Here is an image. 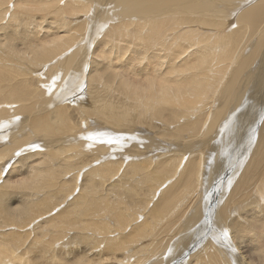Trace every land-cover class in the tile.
I'll use <instances>...</instances> for the list:
<instances>
[{"label":"bare ground","instance_id":"1","mask_svg":"<svg viewBox=\"0 0 264 264\" xmlns=\"http://www.w3.org/2000/svg\"><path fill=\"white\" fill-rule=\"evenodd\" d=\"M94 40L109 59H90ZM257 55L264 0H0V116H17L0 126V264H264ZM141 118L170 128L162 146L104 128ZM231 122L220 147L181 142ZM116 140L124 154L92 155ZM3 144L35 150L34 161L10 166L15 149ZM235 144L236 166L221 158Z\"/></svg>","mask_w":264,"mask_h":264},{"label":"rangeland","instance_id":"2","mask_svg":"<svg viewBox=\"0 0 264 264\" xmlns=\"http://www.w3.org/2000/svg\"><path fill=\"white\" fill-rule=\"evenodd\" d=\"M8 15V14H7ZM6 15V16H7ZM100 40V39H99ZM257 40V38L256 37H253L252 39H251V41H253V42H255ZM96 42H98L99 43V41L98 40H94V42H93V44H90V47H89V57H90V59L92 60V57H93V55H92V53L95 51L97 54H99V57L95 54V56L97 57V59L98 60H100V61H102V59H103V61H106V59H109V57H104V56H107V55H101L100 56V53H98V45H96L95 43ZM96 49V50H95ZM111 54V53H110ZM120 54V53H119ZM125 56L123 57V60L121 59L120 61H118V62H116V63H119V64H117V65H119V66H123V65H125V63H126V61L128 60V58H129V56H128V54H124ZM112 56H113V54H112ZM257 57L259 58V60H260V62H264V60H263V58L260 56V55H257ZM106 58V59H105ZM113 58V57H112ZM126 59V61H125V59ZM247 58H248V60L250 61V59H252L251 58V53H249L248 55H247ZM95 61V60H94ZM97 62H99V61H97ZM121 63V64H120ZM124 63V64H123ZM118 66V67H119ZM120 68H123V67H120ZM256 68H259V66H257ZM54 69H56V68H54ZM54 69H52V71L54 72L55 70ZM89 70V69H88ZM51 71V73H53ZM50 75V74H49ZM66 77V76H65ZM63 79L64 78H60V82L61 83H56V84H59V85H53V86H49V83H50V81H48L47 83H44L43 84V86H42V90H44V93L42 94V95H47V94H49V93H51L52 92V94L54 95V94H56L58 91H60V89L62 88V81H63ZM48 84V85H47ZM45 85H47V86H45ZM45 86V87H44ZM57 87V88H56ZM56 89H57V91H56ZM41 90V91H42ZM87 93L88 92V90L86 91V88H84V90H83V93ZM224 96H225V94H224ZM43 100H45V99H43ZM125 100H127V99H125ZM89 104V103H88ZM90 105V104H89ZM1 107V106H0ZM4 107H5V105H4ZM102 113H103V115H108L107 113H105V112H101V113H99V114H101L102 115ZM99 114H97L98 115V117H97V115L95 116V118L96 119H98V121L99 122H101V120L103 121V120H105V119H103V115L101 116V115H99ZM241 114H242V112H240V114L239 115H237L236 116V119H240L241 117H244V116H241ZM102 118H101V117ZM109 116V115H108ZM17 117V116H16ZM15 116H14V118H16ZM232 117V113H231V115H228V116H225L224 114L220 117V119H221V121H220V119H219V123H221L222 124V126H223V124H225L228 120H230V118ZM10 118V119H9ZM5 117L4 118V116H0V126L1 125H3V126H6V125H4L5 124V122L6 121H9V120H11V119H14L13 118V116H12V118L11 117ZM3 119H5V121L3 120ZM7 119V120H6ZM147 119V118H146ZM146 119H143V118H141V119H139L138 120V124L141 122V124H137V122H135V121H133L132 123H126V125H125V123L121 126H112V128H110L111 126L109 125V124H107V125H109L108 127L110 128H108L107 127V125L104 127V128H107L112 134H116V135H119V134H121L122 132H125V131H133V134H134V132H136V131H139L138 132V134H142L143 136H145L143 139H141L140 138V140L142 141H144V142H146L148 145H146L145 146V148H143L145 151L146 150H148V151H152V150H154L155 148H157L158 146H162L163 145V143L162 142H165V140H166V137L164 136V134H166V133H169V127H167V128H164V126H166V125H163L161 122L162 121H160L159 119H157V118H155V119H150L149 121L151 122V124H149V123H146L145 121H143V120H146ZM186 119V120H185ZM1 120H3V121H1ZM54 120V119H53ZM52 120V121H53ZM148 120V119H147ZM182 120H184L185 122H180V123H178V122H173V124H175V125H172V124H170V127L172 128L173 126H176V127H181L182 125H184V124H186V122L189 120V119H187V118H183ZM245 119H243V121H244ZM144 123H143V122ZM158 121V122H157ZM104 123H105V121H103ZM51 123H53L52 125H55L54 124V122H51ZM56 123V122H55ZM134 123V124H133ZM234 123L235 122H231L229 125H227L228 127L227 128H225L223 131H222V126H221V124H219V126L218 127H216L215 129L213 128L211 131H208L207 129H203V131L202 130H200V129H198V130H200L195 136H194V138L193 139H191V140H181V139H179V140H181V142L183 143V144H185V146L187 147V148H189L191 145H194L196 142H197V147L196 146H194L195 148L193 149V150H190L189 149V151H203L202 153H204L209 147H210V145L213 143V145H214V147L215 146H217V147H220V145H221V143H222V136L223 135H225V133L226 132H228V131H230V128L234 125ZM102 126H104L102 123H100ZM128 124V125H127ZM148 124V125H147ZM155 124H157V125H155ZM178 124V125H177ZM232 124V125H231ZM127 127V129H126V127ZM162 126V127H161ZM220 126H221V128H220ZM122 127V128H121ZM123 127H125L124 129H123ZM140 127V128H139ZM175 127V128H176ZM57 128L58 127H48V129H52V130H57ZM117 128H119V129H121V131L119 130V129H117ZM135 128V129H134ZM137 128H139V129H137ZM169 128V129H168ZM174 128V129H175ZM5 129V128H4ZM162 129V130H161ZM167 129V130H166ZM219 129V130H218ZM2 130V129H1ZM59 130V129H58ZM86 130V129H85ZM160 130V131H159ZM112 131H114V133L112 132ZM158 132V134L156 135V133ZM217 131V132H216ZM7 132H9V131H7ZM6 132V133H7ZM115 132H117V133H115ZM223 134H222V133ZM1 133V132H0ZM45 133V132H44ZM150 133V134H149ZM155 133V134H154ZM215 133L217 134L216 135V137L217 136H219V134L221 133V135L218 137V138H216L215 137ZM46 134V136L48 135L47 133H45ZM153 134V135H152ZM208 134V135H207ZM151 135V137L152 138H150V137H147V136H150ZM163 135V136H162ZM133 136V135H132ZM114 137H116V136H114ZM195 137H197V138H195ZM201 137H203V138H201ZM200 138V139H199ZM213 138V139H212ZM216 138V139H215ZM202 139V140H201ZM150 140V141H149ZM152 140V141H151ZM155 140V141H154ZM218 140H219V142H218ZM32 141H36V138H34ZM43 140H41L40 142H42ZM97 141V140H96ZM142 141V142H143ZM148 141V142H147ZM116 142L117 143H119V148L120 147H122V146H120V144H121V141H119V140H116ZM116 142H111V146H114L115 145V143ZM172 141L171 140H169V143L170 144H172L171 143ZM195 142V143H194ZM33 142H28L27 144H32ZM201 143H203V144H201ZM27 144H25V145H27ZM24 145V146H25ZM103 145V142H102V144H101V146ZM156 145V146H155ZM231 145H232V143H231ZM12 147V148H14L15 149V151H14V155H15V157H16V155H17V157L15 158V157H13L12 156V160H11V163L9 164L10 166H13V163L14 162H16V161H18V160H20V157H22V159L21 160H24L25 159V161H26V163L25 162H23L22 163V167L21 168H24V170H25V168H26V166H28L29 164H31V162H33L34 161V159L32 160L31 158H30V156H29V153H31V152H34L35 150H28V151H25V148H23V146H21V147H16V146H14L13 144L11 145V144H7V145H1V147ZM14 146V147H13ZM39 147H41V148H39V150H49V148H45L42 144L41 145H39ZM130 147V146H129ZM231 147H233L232 148V151H231V154H228V155H230L229 157H228V155H221V158L223 159H229V158H231V160L232 161H234V159H235V161H234V166H236V163H237V161H238V159H239V154H236L237 152L239 153V146H237V144H235L234 146H231ZM18 148V149H17ZM23 148V149H22ZM176 148V147H175ZM197 148V149H196ZM121 149V150H120ZM120 149H118V147L116 148V147H110V148H106V152H104V151H102V150H99V151H101V152H94L93 153V151L91 152V154L92 155H94V156H98V157H104L105 158V156L106 157H108L109 156V158H114L113 157V153H116V154H118V152H119V155L122 153V154H124V149L123 148H120ZM151 149V150H150ZM196 149V150H195ZM206 149V150H205ZM238 149V150H237ZM19 150V151H18ZM115 150H116V152H115ZM138 150V149H137ZM236 152H234V151ZM22 151V152H21ZM24 151V152H23ZM111 151V152H110ZM121 151V152H120ZM142 151V150H141ZM19 152V153H18ZM233 152L235 153V154H233ZM103 153V154H102ZM105 153V154H104ZM137 153H139V152H137ZM148 153V152H147ZM21 154H23V155H21ZM235 155V157H237V158H235V157H233V155ZM238 155V156H237ZM111 156V157H110ZM29 158V159H28ZM97 158V157H96ZM109 158H106L108 161H110V159ZM27 159V160H26ZM105 159V163L103 164V166L105 165V164H107L108 163V161ZM223 159V160H224ZM237 159V160H236ZM29 160V161H28ZM30 162V163H29ZM0 163H2V162H0ZM28 164V165H27ZM8 165V166H9ZM5 169V171H4V173L6 174L12 167H4ZM19 170H21V173L19 174L20 176L22 175V171H23V169H20V167H19ZM5 174H3V176H5ZM18 175V176H19ZM19 176V177H20ZM227 177L225 176L224 177V179H225V183H226V187H228V184H227V182H228V178L226 179ZM5 179H6V176H5ZM5 179H3V181L5 180ZM11 181H12V179H10ZM227 180V181H226ZM0 183H1V180H0ZM224 183V184H225ZM234 183H232V185H233ZM132 193V192H131ZM124 199H125V197H124ZM65 205L66 204H64V205H61V206H59V209L57 210V212H59L61 209H63L64 207H65ZM56 212V213H57ZM55 212L53 213V215L54 214H56ZM86 232V229H80V231L78 230L77 232H74L75 233V235H78V234H83V233H85ZM56 233H58V232H56V231H54L53 229H50V234H52V235H55ZM250 233H252V237H253V235L255 234L254 232H250ZM247 234V235H245V237H243L242 235H240V236H242L243 238V240H246V239H248V238H250L251 236V234ZM199 234H201V233H197L196 234V236H199ZM227 234V236L229 237V235H228V233H226ZM231 235V234H230ZM250 237H249V236ZM49 237V236H48ZM247 237V238H246ZM226 238V237H225ZM241 239V240H242ZM198 241V240H197ZM63 245H65L64 243H59V244H55V247H57V246H61V247H63ZM71 247V246H70ZM64 250H66V249H64ZM68 250H70V248H68Z\"/></svg>","mask_w":264,"mask_h":264},{"label":"snow or ice","instance_id":"3","mask_svg":"<svg viewBox=\"0 0 264 264\" xmlns=\"http://www.w3.org/2000/svg\"><path fill=\"white\" fill-rule=\"evenodd\" d=\"M226 234V233H225Z\"/></svg>","mask_w":264,"mask_h":264}]
</instances>
